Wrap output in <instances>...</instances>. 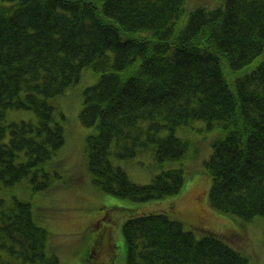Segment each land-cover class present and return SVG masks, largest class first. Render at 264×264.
<instances>
[{
  "label": "trees",
  "instance_id": "trees-1",
  "mask_svg": "<svg viewBox=\"0 0 264 264\" xmlns=\"http://www.w3.org/2000/svg\"><path fill=\"white\" fill-rule=\"evenodd\" d=\"M185 4L0 0V264H60L36 208L2 191L24 179L33 192L45 191L56 177L46 163L63 146L65 128L51 99L86 68L98 74L79 111L93 128L84 146L91 183L155 203L127 208L125 264H250L218 229L185 219L177 202L190 190L181 194L191 166L209 179L197 196L210 210L237 220V230L261 223L264 233V0H220L187 13ZM196 119L217 129L200 164L204 148L175 133ZM145 149L160 169L139 184L112 157L129 160ZM106 226L110 264L117 244ZM95 235L82 252L93 264L100 262L87 258V248Z\"/></svg>",
  "mask_w": 264,
  "mask_h": 264
},
{
  "label": "rangeland",
  "instance_id": "rangeland-1",
  "mask_svg": "<svg viewBox=\"0 0 264 264\" xmlns=\"http://www.w3.org/2000/svg\"><path fill=\"white\" fill-rule=\"evenodd\" d=\"M219 2L220 0H186L185 11L187 13L196 6L214 7ZM97 78L98 74L91 68L83 69L79 80L74 85L69 87L63 95L51 99L57 110L64 115L65 142L46 163L51 172L58 173L56 177L52 176L49 179V187L45 191L33 192L29 187L30 184L24 179L12 186L4 187L2 191L4 198L15 196L30 202L36 208L40 217L39 222L50 232V243L55 248L60 264L94 263L88 259L84 260L82 252L87 238L100 231L102 222L96 221L100 217L104 223L110 225L112 239L117 244L116 259L110 264H125L122 226L127 218V208H138L144 211V207L155 204L148 203L152 201L138 202L103 193L90 181L86 169L84 146L85 139L93 128L81 122L79 111L84 87L93 84ZM14 113L15 111H11L9 114L13 116ZM22 114L28 118L32 113L22 112ZM205 125L204 120L196 119L175 130L177 135L190 138L204 148L200 155H196L195 163L197 164H200L211 151V141L217 134V129L205 130ZM167 132L164 129L161 133ZM112 160L116 165L124 168L130 180L139 184L149 182L160 169L154 163L151 149L138 152L129 160L116 157H112ZM191 168L190 166L187 169L181 194L190 190L177 202L181 215L189 221H198L207 226L201 227L202 229H218L229 243L251 256L250 264H264L263 224L261 226V223H250L245 228L237 230L234 226L239 224L237 220L231 218L228 220L210 210L206 199L204 198L206 201L204 203L200 200L202 198L197 196L206 193L207 186L209 188V179L202 177L197 169L190 173ZM153 208L163 209L164 207ZM201 234L202 232L196 231L197 236ZM96 249L93 256L100 260ZM101 258L104 261L97 264H108L106 257L101 255Z\"/></svg>",
  "mask_w": 264,
  "mask_h": 264
},
{
  "label": "flooded vegetation",
  "instance_id": "flooded-vegetation-1",
  "mask_svg": "<svg viewBox=\"0 0 264 264\" xmlns=\"http://www.w3.org/2000/svg\"><path fill=\"white\" fill-rule=\"evenodd\" d=\"M102 217L96 219L97 222L101 223V228L100 231L98 233H96V235L93 237L92 241L90 242V247L87 248V258H94L95 256L92 255L91 251L94 252V250L96 249V251L99 249L100 252L99 254H97L99 257H101V255H103V257H106L107 255L105 254L103 247H105V245L107 244V226L106 224L103 222ZM96 246V247H94ZM101 248V249H100ZM91 250V251H90ZM105 255V256H104ZM97 258V257H96ZM103 261L102 258H100L99 262Z\"/></svg>",
  "mask_w": 264,
  "mask_h": 264
}]
</instances>
